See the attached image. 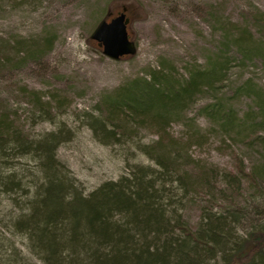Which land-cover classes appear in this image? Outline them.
<instances>
[{
	"label": "trees",
	"instance_id": "trees-1",
	"mask_svg": "<svg viewBox=\"0 0 264 264\" xmlns=\"http://www.w3.org/2000/svg\"><path fill=\"white\" fill-rule=\"evenodd\" d=\"M262 19L256 15L254 20L264 28ZM213 20L219 23L214 16ZM220 26L226 44L249 52L247 29L229 22ZM52 39L15 41L10 48L5 44L10 49L6 51L0 46V75L43 58L53 46ZM228 66L226 58L216 59L211 68L193 65L181 76L175 67L161 66L101 98L88 115L95 139L114 145L139 130H152L156 140L137 149L153 166H127L116 181L88 194L56 159L57 147L64 142L62 131L31 140L12 119L15 114L0 105V194H22L25 211L12 226L42 264H264V209H255L257 220L242 228L244 219H249L247 209L233 205L245 185L258 199L263 196L264 94L255 95L259 116L239 121L230 100L218 97ZM248 89L249 84L239 87L243 93ZM18 91L32 114L40 119L50 115L40 94ZM204 96H210V103L202 105L199 113L211 128L190 127L181 138L174 137L171 123ZM52 101L56 106L61 102ZM212 138L219 139L223 149L240 144L246 159L232 148L231 170L193 161L190 148ZM21 158L34 164L38 179L30 177V185L24 186L22 177L6 165ZM193 197L204 204L195 226H190L183 208Z\"/></svg>",
	"mask_w": 264,
	"mask_h": 264
},
{
	"label": "rangeland",
	"instance_id": "rangeland-1",
	"mask_svg": "<svg viewBox=\"0 0 264 264\" xmlns=\"http://www.w3.org/2000/svg\"><path fill=\"white\" fill-rule=\"evenodd\" d=\"M122 12L136 52L113 61L102 55V48L91 35L101 20L109 22ZM256 15H262L264 21V0H0L3 51L8 49L5 44L10 48L15 41L53 38V46L43 58L29 60L0 75V105L15 114L12 119L31 140L62 131L64 142L57 147L56 159L83 194H88L105 182L116 181L127 166H153L137 149L156 140L152 130H139L133 138H125L119 144L103 145L88 126V115L101 98L150 70L172 66L181 76L193 65L211 68L216 59L226 58L229 68L218 97L230 100L239 121L259 116L255 95L264 94V28L254 20ZM222 22L247 29L249 52L246 47L226 44ZM224 45L228 47L226 51ZM257 47L260 49L255 50ZM9 58L18 62L16 56ZM246 84L250 89L243 93L239 87ZM20 88L22 94H40L52 116L40 119L32 114ZM204 97H199L179 121L171 123L169 132L174 137L181 138L190 127L197 131L211 128L207 118L199 113L202 105L210 103V96ZM52 98L61 102L56 106ZM220 145L219 139L212 138L201 147L192 146L188 155L193 161L210 163L224 171L233 168L232 148L246 159L247 152L240 144L230 143L231 149ZM6 165L22 177L24 186L38 179L29 158ZM20 196L17 192L0 194V264H42L27 239L12 226L25 211L24 198ZM193 199L189 198L183 208L190 226H195L199 208L204 204ZM233 205L247 209L249 219L240 226L248 228L250 221L258 218L255 209H264V192L258 199L245 185Z\"/></svg>",
	"mask_w": 264,
	"mask_h": 264
},
{
	"label": "water",
	"instance_id": "water-1",
	"mask_svg": "<svg viewBox=\"0 0 264 264\" xmlns=\"http://www.w3.org/2000/svg\"><path fill=\"white\" fill-rule=\"evenodd\" d=\"M91 39L100 45L102 55L113 61L133 56L136 52L134 44L128 38L124 13L109 22L101 21L93 31Z\"/></svg>",
	"mask_w": 264,
	"mask_h": 264
}]
</instances>
